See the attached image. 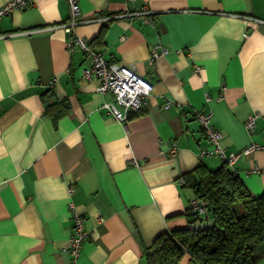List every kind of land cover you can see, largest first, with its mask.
I'll return each mask as SVG.
<instances>
[{"label": "crops", "instance_id": "obj_1", "mask_svg": "<svg viewBox=\"0 0 264 264\" xmlns=\"http://www.w3.org/2000/svg\"><path fill=\"white\" fill-rule=\"evenodd\" d=\"M96 15L109 18L66 30L67 0H35L0 18V264H69L71 203L87 230L78 264H148L156 235L190 224L181 175L223 163L199 155L211 144L196 111L226 154L262 144L232 168L253 196L264 191V171L246 172L264 164V23L245 18L264 19V0H79L77 19ZM75 34L149 78L124 122L83 77L91 57L67 48ZM154 45L168 52L150 63ZM177 264L198 263L185 253Z\"/></svg>", "mask_w": 264, "mask_h": 264}, {"label": "trees", "instance_id": "obj_2", "mask_svg": "<svg viewBox=\"0 0 264 264\" xmlns=\"http://www.w3.org/2000/svg\"><path fill=\"white\" fill-rule=\"evenodd\" d=\"M181 178L212 222L193 226L206 213L197 216L186 208L190 224L156 235L144 249L148 264H177L185 253L198 264L255 263L264 254V191L253 196L225 163L214 169L198 164Z\"/></svg>", "mask_w": 264, "mask_h": 264}, {"label": "built area", "instance_id": "obj_3", "mask_svg": "<svg viewBox=\"0 0 264 264\" xmlns=\"http://www.w3.org/2000/svg\"><path fill=\"white\" fill-rule=\"evenodd\" d=\"M34 2L35 0H7L5 3L0 5V18L15 9H23L28 7ZM67 2L70 9V17L67 21L61 24L66 30H70L74 25L80 22L89 20L102 21L109 18L106 15H96L93 18L86 20L77 19V15L79 14V0H67ZM245 18L252 19L258 23H264V19L262 18L254 16H245ZM66 45L69 50L78 48L90 55L91 63L84 70L83 77L86 79L97 78V90L100 93H110L112 95L110 100L104 99L102 101L101 107L105 108L113 118L124 122L130 112L139 110L146 102V99L152 90V84L148 77L137 74L132 67H129L125 64H120L116 61L105 59L100 50L92 48L89 45L87 39L78 34H75L72 38H70ZM167 52L168 49L166 47L154 45L151 48L148 61L152 63L156 58L166 54ZM194 69L198 70V66L195 65ZM206 98L208 99V96H206ZM170 104L171 100L166 99L163 105L166 108ZM257 115L258 113L254 112L246 117L244 120V126L247 130H251L253 128ZM195 117L203 129L207 141L211 144L210 148L201 149L199 155L203 157L217 155L221 158L222 162L234 172H236V170L232 168V164L237 157L240 155L249 156L256 149L262 146V144L258 142H250L248 145L242 147L238 151L226 154L224 147L221 144V132L211 120L210 113L196 111ZM169 152H174L173 146L170 148ZM261 171H264V164H255L246 172ZM180 181H183V179L181 178ZM187 210L188 212L199 216L206 211V207L201 205L199 200L192 195L188 201ZM70 212L72 227L71 232L66 240L64 250L68 253L69 264H78L77 257L79 255L82 242L87 237V230L84 225V217L82 216L81 212L73 207L72 203Z\"/></svg>", "mask_w": 264, "mask_h": 264}, {"label": "rangeland", "instance_id": "obj_4", "mask_svg": "<svg viewBox=\"0 0 264 264\" xmlns=\"http://www.w3.org/2000/svg\"><path fill=\"white\" fill-rule=\"evenodd\" d=\"M239 206L238 205H236V208H238ZM205 213H206V215H207V217L205 218V219H203V220H199V221H197L196 220V222L194 223H192L193 225H198V226H202V225H204V224H210L211 222H212V216H211V214H210V211H205Z\"/></svg>", "mask_w": 264, "mask_h": 264}, {"label": "water", "instance_id": "obj_5", "mask_svg": "<svg viewBox=\"0 0 264 264\" xmlns=\"http://www.w3.org/2000/svg\"><path fill=\"white\" fill-rule=\"evenodd\" d=\"M201 205H203V202L199 201Z\"/></svg>", "mask_w": 264, "mask_h": 264}]
</instances>
